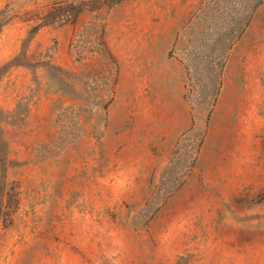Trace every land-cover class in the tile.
Instances as JSON below:
<instances>
[{
  "label": "rangeland",
  "instance_id": "rangeland-1",
  "mask_svg": "<svg viewBox=\"0 0 264 264\" xmlns=\"http://www.w3.org/2000/svg\"><path fill=\"white\" fill-rule=\"evenodd\" d=\"M54 1L0 0V264H264V0Z\"/></svg>",
  "mask_w": 264,
  "mask_h": 264
},
{
  "label": "trees",
  "instance_id": "trees-1",
  "mask_svg": "<svg viewBox=\"0 0 264 264\" xmlns=\"http://www.w3.org/2000/svg\"><path fill=\"white\" fill-rule=\"evenodd\" d=\"M124 0H55L47 7V10L40 18L36 26L29 31V38H32L42 27L50 25L57 20L61 23L74 22L82 13L88 10L89 3L94 11H101L103 7H114ZM14 14L8 8L0 9V33L3 27L9 23Z\"/></svg>",
  "mask_w": 264,
  "mask_h": 264
}]
</instances>
